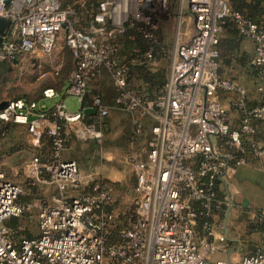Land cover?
<instances>
[{"label": "built area", "instance_id": "1", "mask_svg": "<svg viewBox=\"0 0 264 264\" xmlns=\"http://www.w3.org/2000/svg\"><path fill=\"white\" fill-rule=\"evenodd\" d=\"M114 3L101 0L84 29L69 22L73 10L63 0H0V18L9 22L1 35L0 63L17 64L25 55L33 60L51 56L66 28L64 43L74 67L65 94L81 101V108L71 112L64 99L52 101L60 96L54 87L44 89L39 100H3L0 120L24 124L34 147L45 135L51 137L50 157L41 161L34 156L27 169L37 177L47 174L58 195L40 207L39 234L16 239L7 221L24 212L18 202L23 188L0 167V264H231L230 244L239 241L230 234L233 200L224 185L241 165L264 170V27L229 0H188L194 30L175 48L160 94L149 98L136 90L128 64L119 57L114 39L125 26L111 25ZM151 3L142 0L140 8ZM227 20L253 41L251 65L257 72L252 88L221 71ZM145 56L154 59L153 50ZM52 69L42 76L59 74L62 65ZM104 71L116 90L112 104L104 102L101 89L87 103L91 82ZM85 108L96 113L87 114ZM111 108L131 113L137 138L130 153L136 179L133 207L118 225L108 210L115 203L109 182L63 157L70 133L102 141ZM146 117L152 119L151 136L141 140ZM248 209L255 224H264V209ZM112 232L119 241L111 240ZM219 251L229 259H209ZM240 264H264V248L244 254Z\"/></svg>", "mask_w": 264, "mask_h": 264}, {"label": "rangeland", "instance_id": "2", "mask_svg": "<svg viewBox=\"0 0 264 264\" xmlns=\"http://www.w3.org/2000/svg\"><path fill=\"white\" fill-rule=\"evenodd\" d=\"M66 1L68 2L67 8L73 10L68 17L69 22L85 29L92 22L91 19L90 21L86 19V15L91 10L96 11L101 0H63V3ZM229 1L233 6L244 2V0ZM141 2L142 0H115V3L111 5V12L114 7L121 6L127 15L126 20L132 17L148 23L155 35L158 38L161 37L167 48L166 55L147 59L146 56L135 54V59L130 57L129 50L126 48L125 50L119 49V57L128 65L129 63L131 65L146 64L152 72L160 70L168 74L172 51L179 40L180 13L189 11L188 2L186 0H166L162 5V0H153V3L144 9L140 8ZM65 35L66 28H63L53 54L41 59V62L35 64L31 55H25L17 64L9 63L10 69L0 77V101L19 97L39 100L45 87L57 83L54 77L48 75L49 73L46 76H42V74L49 70L53 71L51 63L54 62L56 65L60 58L70 60V53L64 48ZM71 68L72 66L63 72L66 79L70 75ZM233 73L235 78L239 79L243 74L240 67L234 68ZM253 73L256 74L254 69ZM244 77L245 82L250 80L246 75ZM130 81L134 86L142 84L137 71H132ZM96 84L102 86L105 101L112 104L116 90L110 73L106 71L102 73ZM63 94L62 97L71 112L80 109L81 101L76 96L65 94V89ZM103 128L105 135L99 143L92 140H81L70 133L67 141L68 146L64 150V158L76 160L82 171H99L100 176L112 184L115 203L108 210L111 211L109 213L114 216V219H117V225L118 223L124 224L126 222L125 215L130 213L133 207L136 183L130 160L133 148L130 145V139L134 134V127L129 113L120 109L111 111L110 116L105 119ZM0 129L5 130L0 145V167L10 179L21 184L23 188L21 196L26 199L20 202L24 206V212L18 217V229H13L16 233L15 238L18 239L20 235H38L40 207L51 202L58 195V191L47 174L37 177L27 169L29 161L40 152L38 147H34L30 142L27 127L13 121H4L0 122ZM228 225L232 239L240 242L233 241L230 244L233 250L231 264H240L244 254L264 248V229L259 228V225L251 220V213H246L245 208H242L237 215L231 213L228 217ZM217 258L229 259V256L226 251H219L209 256V259L212 260Z\"/></svg>", "mask_w": 264, "mask_h": 264}, {"label": "trees", "instance_id": "3", "mask_svg": "<svg viewBox=\"0 0 264 264\" xmlns=\"http://www.w3.org/2000/svg\"><path fill=\"white\" fill-rule=\"evenodd\" d=\"M70 1V0H69ZM68 2L66 1L63 3L64 7H67ZM96 6V5H95ZM233 6V5H232ZM235 9L240 10L245 15L249 16L251 19L256 21L257 23L263 25L264 27V0H244L242 3H238L233 6ZM94 13V10H91V12H88L86 15V19L90 21L92 19V14ZM125 30L124 32L118 34L114 42L117 44L119 49L125 50L126 48L129 50L130 57L135 58V54H140V56H145L146 52L150 49L153 50L154 58L161 57L163 55H166L165 53H162L160 50L161 48H165L167 50L166 46L164 45L161 37H157L155 35L154 30H152L149 27L148 23H145L143 21H139L136 18L130 17L124 22ZM225 32L227 35H224L220 42V48H221V62L223 66H231L234 61H236L238 64H246L247 63V56L246 54H242L241 57L239 55V45L241 42V37L243 36L240 34L236 24L231 21L227 20V23L225 25ZM148 33L152 34V37L147 36ZM242 35V36H241ZM67 49V48H66ZM67 51L70 53V60L66 61V67H64V70L61 72V75L58 76L57 83L51 86H45L47 87H54L56 89H61L63 86L69 82L68 79L65 78V73L63 74L66 69L71 68V71L74 67L72 55L69 49ZM136 59V58H135ZM8 61H4L0 63V77L5 75L6 72H8V69H10ZM129 71H130V78L132 71H137L139 74V78L142 81V84H138L135 86L136 90L139 92L144 93L149 98H156L159 94L161 89L164 87V85L167 82L168 74H166L164 71H158V72H152L146 64H132L129 63ZM249 66L250 63H249ZM252 69H254L255 72H257V69H255L253 66H251ZM250 67V69H251ZM71 73V72H70ZM45 87L44 89H46ZM43 89V91H44ZM43 91L41 93V99L43 97ZM37 100V99H34ZM84 104V103H83ZM93 117L88 119V121L92 120ZM0 122H4L0 120ZM16 123V122H15ZM20 124V123H19ZM24 125V124H22ZM2 130V131H1ZM5 133L4 129H0L1 134V141L3 134ZM1 145V143H0ZM50 145H51V137L49 135H45L42 140V144L39 149L38 156L41 161H46L50 157ZM26 199L24 196H19L18 202L25 201ZM8 225L12 227L13 229H18L19 226V218L18 217H11L7 221ZM198 228L201 229V222L198 223ZM259 228L264 229V224H259ZM201 231V230H200ZM16 234V233H15ZM31 236V235H29ZM110 238L112 241H119L120 237L117 232H112L110 235ZM255 252V251H253Z\"/></svg>", "mask_w": 264, "mask_h": 264}, {"label": "crops", "instance_id": "4", "mask_svg": "<svg viewBox=\"0 0 264 264\" xmlns=\"http://www.w3.org/2000/svg\"><path fill=\"white\" fill-rule=\"evenodd\" d=\"M186 1L188 2V0H186ZM182 7H183V4H182ZM188 13H190V11H182L180 13L181 16L179 19V31H178L179 40H177V42L174 46V49L172 51V55H173L175 48L178 45L186 42L194 30V17L191 13H190V15H188ZM112 16H113V21L111 22L112 26H114L117 23L125 22V20L127 18V15L125 14L124 9L121 6H117V7H114L112 9ZM1 27H2V25L0 24V30L2 29ZM0 35H1V32H0ZM224 35H227L225 30L223 32L222 37ZM64 48L65 49L67 48L65 43H64ZM238 51H239L240 57L243 53L246 54L247 63L244 65H242V64L240 65L236 61H234L231 66H223L222 62H221V71L224 75H228V76L235 78L234 73H233L234 68L240 67L242 69L243 74H241L240 79L239 78H235V79L243 82L244 84L246 83V85L249 88H252L253 87L252 79L254 81V77H255V74L253 73V69L251 67L252 66L251 65V59H252L253 52H254L253 41L248 37L242 36ZM38 56L39 57H37V59L33 60V62L35 64L41 62V59L47 58V56H44V55H38ZM56 63H57L56 65H54V62L51 63V67H53V66L56 67V66L62 65V69H61L60 73L57 75L51 74V72L48 74V75H51L52 77H54V79H57L58 76L61 75V72L64 70V67H66V64H65L66 61H65V59H63V57L60 58L59 61ZM249 63L251 66H249ZM250 67H251V69H250ZM103 73H105V71ZM244 75H246V77L248 79H250V80H248V82H245ZM98 81H99V79H94L91 82L90 87H89V95H88L87 100H86L87 103L91 102L92 95L98 89H101V93H102V96L104 99V90H103L102 86H100L98 84L95 85V83ZM66 87H67V85L63 86L61 89H57L60 93V96L55 98V99H52L53 102H56L58 100L63 99L62 95H64L63 91ZM104 102L107 103L105 101V99H104ZM112 110H120V109L111 108V111ZM111 111H110V113H111ZM230 112L233 115L235 122L239 121L238 114L233 109H231ZM129 115H130L131 121H132L131 113H129ZM109 116H110V114H109ZM104 124H105V122H104ZM151 124H152V119L150 117H146L144 119V134L141 137V140H145L147 137L151 136ZM130 143H131L130 144L131 147L132 146L134 147L137 145V138L134 137V134H133L132 138L130 139ZM67 146L68 145L66 144V148H67ZM63 157H64V152H63ZM83 172H89V171H83ZM94 173L96 174V176L101 177L104 180L108 181L104 177L100 176L99 171H95ZM109 184L112 186V184L110 182H109ZM224 187H225V189L227 188L226 190H228V192L230 193L232 200H233V207L230 210L229 215L231 213H235V215L239 214L241 212L242 208H245L246 213L247 212L250 213L251 211L248 209L249 205L253 208L264 209V170L259 169L258 167H255L254 165H251V164L241 165L238 167L237 171L230 178L227 179ZM112 189H113V186H112ZM217 259H225V258H217ZM217 259H215V260H217Z\"/></svg>", "mask_w": 264, "mask_h": 264}, {"label": "water", "instance_id": "5", "mask_svg": "<svg viewBox=\"0 0 264 264\" xmlns=\"http://www.w3.org/2000/svg\"><path fill=\"white\" fill-rule=\"evenodd\" d=\"M0 24L2 25V27H1L2 29L0 30V32H1V35H3L9 26V22L3 18H0ZM1 35H0V41H1ZM5 105H6V101H3L2 103H0V109H3L5 107ZM84 112L87 114H95L96 109L95 108H85ZM34 118H36V117L35 116H29V120H32Z\"/></svg>", "mask_w": 264, "mask_h": 264}]
</instances>
